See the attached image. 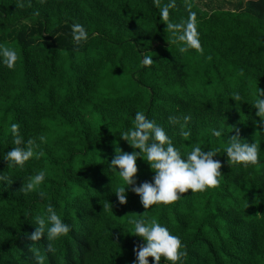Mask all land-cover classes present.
<instances>
[{"label": "trees", "instance_id": "trees-1", "mask_svg": "<svg viewBox=\"0 0 264 264\" xmlns=\"http://www.w3.org/2000/svg\"><path fill=\"white\" fill-rule=\"evenodd\" d=\"M224 2L0 0V264H134L137 217L179 236L184 264H264V117L254 108L264 98V0ZM192 13L201 50L181 52ZM74 25L86 33L79 42ZM137 113L182 156L217 151L220 183L148 209L129 186L120 204L123 180L109 163L116 148L139 151L121 138ZM237 130L258 145L257 164L227 162ZM16 135L34 142L22 169L2 159ZM140 156L137 186L154 176ZM41 171V185L20 190ZM49 205L70 232L32 241Z\"/></svg>", "mask_w": 264, "mask_h": 264}, {"label": "clouds", "instance_id": "clouds-1", "mask_svg": "<svg viewBox=\"0 0 264 264\" xmlns=\"http://www.w3.org/2000/svg\"><path fill=\"white\" fill-rule=\"evenodd\" d=\"M169 27L172 26L169 25ZM73 31L76 42L86 37L85 30L81 25H74ZM180 40L185 44L180 48L181 52L189 48L201 50L195 13L191 14L185 33L180 36ZM8 55L14 59V53H8ZM142 63L146 66L150 65L152 59L146 56ZM8 66L11 67V63ZM236 99L239 100L240 97L237 95ZM254 108L257 117H264V98H260ZM184 119L187 120L188 117ZM135 120L137 121L136 127L130 133L122 134L121 138L127 142L130 140L133 149L139 151L127 153L116 148V154L109 163V166L115 168L123 180V185L114 191L120 204L126 203V188L129 186L130 190L139 196L143 208L148 209L155 204H172L180 198V194L188 190L193 193L204 192L220 183L221 162L213 159L217 155V151L204 150L197 146L182 156L161 127L147 120L141 113L136 114ZM259 122L264 125V119H260ZM12 128L15 132L17 126L12 125ZM212 135L220 137L222 131L213 129ZM14 144L16 147H12L4 153L2 159L11 166L22 169L25 162L33 156L32 145L34 142L32 140L25 142L20 135H16ZM25 144L28 146L26 147ZM140 153L145 154L144 160L154 172V176L151 182H142L137 186L135 180L136 160L138 156L141 157ZM224 154H226L227 162L248 167L258 163L259 147L256 143H249L240 138L237 130L236 135L229 137ZM44 180L45 173L38 172L26 184H22L20 190L31 192ZM46 213V219L36 218L35 231L29 237L32 241L39 240L42 234L48 241H55L70 232V226L63 222L51 205L47 207ZM128 223L133 226L128 234L135 235L143 241L138 251L133 249L136 255L134 264H149L148 257L152 258V264H160L161 258L168 261V264H184L183 258L187 253L183 250L181 239L179 236L171 234L167 227L155 220L149 222L139 217L129 219ZM38 259L39 264H42L43 257Z\"/></svg>", "mask_w": 264, "mask_h": 264}, {"label": "rangeland", "instance_id": "rangeland-1", "mask_svg": "<svg viewBox=\"0 0 264 264\" xmlns=\"http://www.w3.org/2000/svg\"><path fill=\"white\" fill-rule=\"evenodd\" d=\"M224 1L225 0H195V2L201 7H204L205 4H210V5H213L214 7H217L219 5H224L225 8H229L228 4L225 3Z\"/></svg>", "mask_w": 264, "mask_h": 264}]
</instances>
